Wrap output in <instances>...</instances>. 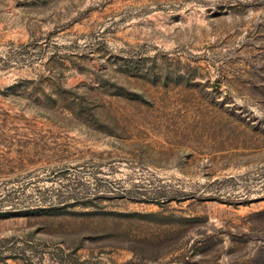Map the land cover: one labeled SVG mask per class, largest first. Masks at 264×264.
Masks as SVG:
<instances>
[{"label": "rangeland", "instance_id": "obj_1", "mask_svg": "<svg viewBox=\"0 0 264 264\" xmlns=\"http://www.w3.org/2000/svg\"><path fill=\"white\" fill-rule=\"evenodd\" d=\"M0 264H264V0H0Z\"/></svg>", "mask_w": 264, "mask_h": 264}]
</instances>
